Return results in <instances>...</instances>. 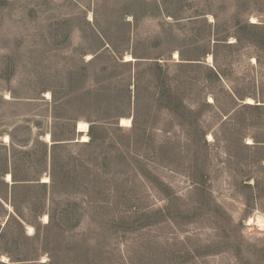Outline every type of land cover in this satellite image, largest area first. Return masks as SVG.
I'll use <instances>...</instances> for the list:
<instances>
[{
	"label": "rangeland",
	"instance_id": "374dc122",
	"mask_svg": "<svg viewBox=\"0 0 264 264\" xmlns=\"http://www.w3.org/2000/svg\"><path fill=\"white\" fill-rule=\"evenodd\" d=\"M256 217L264 0H0V264H264Z\"/></svg>",
	"mask_w": 264,
	"mask_h": 264
},
{
	"label": "bare ground",
	"instance_id": "6f19581e",
	"mask_svg": "<svg viewBox=\"0 0 264 264\" xmlns=\"http://www.w3.org/2000/svg\"><path fill=\"white\" fill-rule=\"evenodd\" d=\"M252 19V18H251ZM252 22H254V18L252 20ZM174 57H177V54L175 53L174 54ZM210 58V57H209ZM253 100H251L250 98L248 99V102L249 103H252ZM120 124L122 126H125V125H129L130 124V119L129 118H121L120 120ZM88 129V125L86 122L84 121H79L78 122V126H77V130L80 131V132H86ZM46 139L48 140L49 139V135L46 134ZM5 140H8V137L5 136ZM87 140V135L86 134H83L82 136V141H86ZM6 180H11V175L8 173L6 174ZM256 223H258L260 226L264 227V220L261 219L260 217H256L255 219Z\"/></svg>",
	"mask_w": 264,
	"mask_h": 264
},
{
	"label": "trees",
	"instance_id": "16d2710c",
	"mask_svg": "<svg viewBox=\"0 0 264 264\" xmlns=\"http://www.w3.org/2000/svg\"><path fill=\"white\" fill-rule=\"evenodd\" d=\"M11 179H12V181H13V183H12V185H14V183L17 181L16 180V176L14 175V172H11ZM12 217L13 215H12V211L11 212H9V214H8V219H9V217ZM3 229L4 228H1L0 229V237L2 236V234H3ZM2 263V262H1Z\"/></svg>",
	"mask_w": 264,
	"mask_h": 264
}]
</instances>
